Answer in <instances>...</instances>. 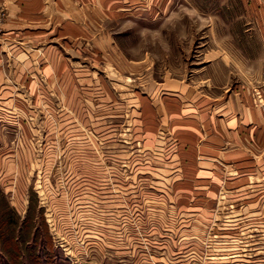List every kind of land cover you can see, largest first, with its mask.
<instances>
[{"label": "rangeland", "instance_id": "374dc122", "mask_svg": "<svg viewBox=\"0 0 264 264\" xmlns=\"http://www.w3.org/2000/svg\"><path fill=\"white\" fill-rule=\"evenodd\" d=\"M114 2L113 18L84 7L63 94L58 78L42 74L36 94L12 96L10 105L0 98V256L11 251L20 264H264L263 186L255 177L245 190L220 182L212 206H181L175 184H195L191 198H201L211 178L178 170L173 125L205 95L210 104L221 95L237 103L263 77L258 16L247 0ZM48 84L57 91L43 90ZM9 215L17 244L5 246ZM35 232L40 263L26 249Z\"/></svg>", "mask_w": 264, "mask_h": 264}, {"label": "crops", "instance_id": "0c3cea01", "mask_svg": "<svg viewBox=\"0 0 264 264\" xmlns=\"http://www.w3.org/2000/svg\"><path fill=\"white\" fill-rule=\"evenodd\" d=\"M0 1L8 12L0 31V98L7 99L9 105L12 96L36 94L39 87L35 79L42 74L50 83L58 78V91L63 94L67 87L62 83L68 77L65 56L69 42L76 43L83 36L84 7L95 6L96 15L102 11L109 18L115 17L119 9L114 0ZM246 5L258 16L264 45V0H247ZM107 43V47H114ZM262 79L242 90L237 103L221 95L212 99L216 102L211 108V99L205 95L200 107L191 105L187 118L178 117L173 121L181 142L180 151L175 154L180 165L178 170L188 168L190 173L211 178L205 186L199 184L209 191L202 199L195 195L191 198V188L197 189L195 184H175L181 206L191 209L199 202L212 206L211 193L220 182L221 189L245 190L251 184L249 178L255 177L264 189V110L254 98ZM52 88L57 91L49 84L43 90ZM183 190L187 193H181Z\"/></svg>", "mask_w": 264, "mask_h": 264}, {"label": "trees", "instance_id": "16d2710c", "mask_svg": "<svg viewBox=\"0 0 264 264\" xmlns=\"http://www.w3.org/2000/svg\"><path fill=\"white\" fill-rule=\"evenodd\" d=\"M6 215H7V213L4 212L2 214V216H3L2 218L5 219L6 218ZM12 217L13 216L9 215V218H8V220H9L8 223H10L11 226L5 225L6 226L5 227L6 229L5 230H2V232H1V238L3 239V244L5 243V246H6V241H7V243L17 244L16 243L17 236L15 234V228H14V226L16 224L14 223V221H15L14 217L13 218ZM33 235H34V238H33L34 242L31 241L30 246H26L27 247L26 249H27L28 255H30L32 261L34 263H40L41 262V257H42V252L41 253L39 252V246H40V244L37 243V238H38L37 235H38V233L35 232ZM15 248L18 249L19 246H16L15 245ZM44 252H46V250ZM10 253H11V251L10 252H8V251L6 252V256H8L6 258V260L2 259V256L3 255L0 256V264H20V260H19L18 254L11 255L10 256L11 258H10L9 257V254ZM46 253H48V256H52L54 254L50 250H47ZM54 255H56V254H54ZM52 257H51V259H52ZM51 259L49 258V261H47V262L50 263Z\"/></svg>", "mask_w": 264, "mask_h": 264}, {"label": "built area", "instance_id": "2783aa9c", "mask_svg": "<svg viewBox=\"0 0 264 264\" xmlns=\"http://www.w3.org/2000/svg\"><path fill=\"white\" fill-rule=\"evenodd\" d=\"M7 7L0 1V31H1V23L7 16ZM255 102L259 104L264 110V74L261 85L255 90L254 93Z\"/></svg>", "mask_w": 264, "mask_h": 264}]
</instances>
